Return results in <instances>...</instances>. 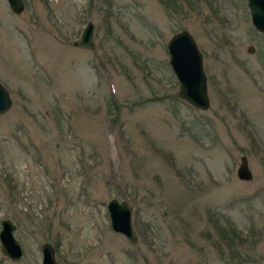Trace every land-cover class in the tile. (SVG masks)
Instances as JSON below:
<instances>
[{"label": "rangeland", "instance_id": "1", "mask_svg": "<svg viewBox=\"0 0 264 264\" xmlns=\"http://www.w3.org/2000/svg\"><path fill=\"white\" fill-rule=\"evenodd\" d=\"M23 1L0 0V228L13 221L24 256L0 264H41L44 243L58 264H264V34L247 0ZM88 21L94 50L74 45ZM181 29L205 111L177 94ZM112 197L131 203L136 245L112 229ZM227 223L246 241L222 244Z\"/></svg>", "mask_w": 264, "mask_h": 264}, {"label": "water", "instance_id": "2", "mask_svg": "<svg viewBox=\"0 0 264 264\" xmlns=\"http://www.w3.org/2000/svg\"><path fill=\"white\" fill-rule=\"evenodd\" d=\"M14 13H21L25 8L23 0H7ZM250 20L256 31L264 34V0H247ZM74 45L88 50H94L95 24L88 21L82 28ZM169 65L178 80V97L196 109L207 110L210 105L208 95L207 74L203 67V55L193 36L185 29L176 32L167 43ZM253 52V47L249 48ZM11 98L8 90L0 84V115L9 110ZM237 169L241 180H251L252 172L246 156H242ZM112 229L120 233L132 245H136L138 236L133 224V207L124 199L112 197L107 203ZM0 228V251L11 261L17 262L24 256L23 248L15 237L16 226L10 219H4ZM42 263L58 264L55 258V248L50 243L41 246Z\"/></svg>", "mask_w": 264, "mask_h": 264}, {"label": "trees", "instance_id": "3", "mask_svg": "<svg viewBox=\"0 0 264 264\" xmlns=\"http://www.w3.org/2000/svg\"><path fill=\"white\" fill-rule=\"evenodd\" d=\"M216 229L218 230V232L221 235V238L223 241L222 244H224L225 246H227L229 248H232L234 245L236 246L234 239L240 240V243H243L246 241L245 239L241 238V233L240 232L238 233V231H236V229L233 228L228 223L226 225H224L223 227L217 226Z\"/></svg>", "mask_w": 264, "mask_h": 264}]
</instances>
